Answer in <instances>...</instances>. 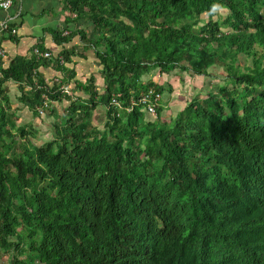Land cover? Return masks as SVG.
Wrapping results in <instances>:
<instances>
[{
  "label": "trees",
  "instance_id": "obj_1",
  "mask_svg": "<svg viewBox=\"0 0 264 264\" xmlns=\"http://www.w3.org/2000/svg\"><path fill=\"white\" fill-rule=\"evenodd\" d=\"M61 2L75 29L50 31L59 43L79 36L104 87L94 75L78 82L85 96L45 83L40 62L62 69L69 48L50 60L32 52L1 70L6 264H264V0ZM221 8L228 13L214 19ZM212 66L225 71L218 90L194 96L170 124L159 120L165 88L142 74L205 76ZM10 79L31 86L22 100L32 109L44 96L57 101L52 139L36 145L18 124ZM150 87L162 95L155 120L132 105ZM99 105L103 130L92 123Z\"/></svg>",
  "mask_w": 264,
  "mask_h": 264
},
{
  "label": "crops",
  "instance_id": "obj_2",
  "mask_svg": "<svg viewBox=\"0 0 264 264\" xmlns=\"http://www.w3.org/2000/svg\"><path fill=\"white\" fill-rule=\"evenodd\" d=\"M227 13L228 10L221 8L216 16L220 17ZM67 16L68 12L63 9L61 0H14L10 8H0V47L5 50L2 69L9 67L11 62L17 57L30 56L33 49L37 46H42L44 50L51 51L53 57L61 54L63 49L69 48L73 50L74 53L71 56L72 61L65 63L64 66L66 68L63 67L60 69L50 61H48L47 64H44V61L40 62L38 70L45 83L50 87L55 81L56 84L60 82L69 83L78 96H85L84 92L78 87V82L85 83L87 78L94 75L97 87L100 90L103 89L104 81L100 72L101 66L91 51L83 50L79 36L77 35L70 42L59 43L56 42L54 34L50 31L56 30L61 32L66 30V32H68L75 29L74 25L65 22ZM216 16L214 19H216ZM3 23L9 24V30H1V25ZM13 28L16 29L15 34L10 32ZM46 60L50 59L47 58ZM68 68H73L76 72V75L70 80L68 78ZM184 73L187 72L180 71L179 74L183 75ZM162 75L169 76L173 74H170V72L162 73L159 69H152L149 72L143 73L141 78L144 82H155L161 87H164L161 81L163 80L168 86L167 92L172 91V77H163V79ZM182 75H179V77H182ZM174 79L176 80V78ZM4 87L9 97V111L18 117L19 125L25 126L31 141L36 145H40L52 139L54 124L61 121L60 115L58 113L55 114L52 110H46L45 113L39 114L37 110L30 108L29 105L22 100L23 94L29 91V85L25 82L10 79L6 81ZM67 104L68 101L63 100L61 106ZM161 106L162 111L158 115L159 120L163 123L170 124L167 120L164 121L162 118L166 106L163 100ZM181 109H179V111ZM145 112L146 120H155L158 118V116H156L155 119H152L151 113L146 110ZM106 121V107L103 105L97 106L92 114V123L94 126L103 130ZM42 134H45V136ZM47 136H49L50 139H47Z\"/></svg>",
  "mask_w": 264,
  "mask_h": 264
},
{
  "label": "rangeland",
  "instance_id": "obj_3",
  "mask_svg": "<svg viewBox=\"0 0 264 264\" xmlns=\"http://www.w3.org/2000/svg\"><path fill=\"white\" fill-rule=\"evenodd\" d=\"M217 17L219 16H216V18ZM208 72V75L205 76L192 75L189 72L184 73L182 75L179 74L180 70L178 69L174 70L173 72H170V74H173L169 75L170 77H172L171 83L173 84V89L170 92H167L168 86L165 81L161 80L164 84L163 88H165L164 92L162 93L163 102H165L166 104L164 108L165 111L162 115L164 121L167 120V122L171 123V118H173L175 114L179 111V109L185 106L194 96L203 98L208 94V92L218 90L219 86L224 83L225 71L222 67L212 66L208 69ZM179 75H182V77H179ZM169 76L162 75V78H170ZM174 78H176V80ZM151 115L150 116L152 117V119H155L157 116V114ZM43 136H45V134ZM46 138L48 139L49 136H47ZM9 255V252L6 249L0 248V264H6Z\"/></svg>",
  "mask_w": 264,
  "mask_h": 264
},
{
  "label": "built area",
  "instance_id": "obj_4",
  "mask_svg": "<svg viewBox=\"0 0 264 264\" xmlns=\"http://www.w3.org/2000/svg\"><path fill=\"white\" fill-rule=\"evenodd\" d=\"M13 2H14V0H0V8L8 9L13 5ZM1 30L2 31L9 30V24L3 23L1 25ZM10 32L15 34L16 29L13 28L10 30ZM33 52L38 56H43L44 58H52V52L49 50L41 51V49L39 47H35L33 49ZM4 57H5V50L0 47V73H1V70L3 68V58ZM59 58L61 60H63L62 57H59ZM29 88H31V86H29ZM59 90L65 94H72L73 93L72 86L69 83H61L59 86ZM161 97H162V95H161V92L159 90L150 87L147 90L141 92L139 99L132 100V105L133 104H141L142 107L146 111L155 115V114H157V106L160 104L159 102L161 100ZM43 98H44V100H43L42 105L37 107V112L39 114L45 113L46 110L51 109L52 106L54 104H56V102H57V101H52L47 96H44ZM110 104H112L114 106H118L119 108L121 107L120 102L116 96H114L111 99ZM126 109L130 110V107L126 108Z\"/></svg>",
  "mask_w": 264,
  "mask_h": 264
}]
</instances>
